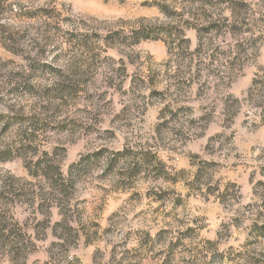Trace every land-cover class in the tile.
Masks as SVG:
<instances>
[{"label": "rangeland", "instance_id": "1", "mask_svg": "<svg viewBox=\"0 0 264 264\" xmlns=\"http://www.w3.org/2000/svg\"><path fill=\"white\" fill-rule=\"evenodd\" d=\"M0 264H264V0H0Z\"/></svg>", "mask_w": 264, "mask_h": 264}]
</instances>
